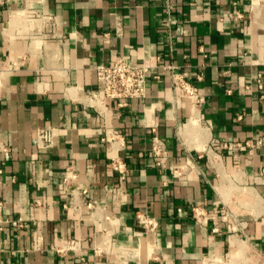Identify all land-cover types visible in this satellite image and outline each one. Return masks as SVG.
I'll use <instances>...</instances> for the list:
<instances>
[{
    "label": "crops",
    "instance_id": "obj_1",
    "mask_svg": "<svg viewBox=\"0 0 264 264\" xmlns=\"http://www.w3.org/2000/svg\"><path fill=\"white\" fill-rule=\"evenodd\" d=\"M119 56L148 66L146 96L105 108L91 97L102 95L95 66ZM11 61L0 86V264H264V98L254 85L264 0H0V69ZM169 66L187 73L202 106L173 86ZM107 125L124 137V181ZM48 127L56 134L41 147ZM154 129L177 176L155 164ZM138 211L158 220L154 232ZM69 239L83 243L57 253Z\"/></svg>",
    "mask_w": 264,
    "mask_h": 264
},
{
    "label": "built area",
    "instance_id": "obj_2",
    "mask_svg": "<svg viewBox=\"0 0 264 264\" xmlns=\"http://www.w3.org/2000/svg\"><path fill=\"white\" fill-rule=\"evenodd\" d=\"M234 10L231 15L236 17H242L241 11L237 7V2H233ZM32 14L37 17H45L50 20V16H44L41 12L32 10ZM47 20V21H48ZM17 62H9L6 70L0 69V86L3 84V78L16 70ZM171 71V81L173 86L178 89L183 97L189 98L193 101L194 106L200 107L205 103V97L201 94L199 88L193 84L187 77V73L176 72L173 66H169ZM96 74L102 83V95L97 92H92L91 97L93 99H99L102 106L107 108V101H113L118 106L124 107L129 104V101L134 98L143 99L146 96V84L148 79V66L140 64H131L123 56L117 57L110 64H98L95 66ZM254 85L259 90V96L264 98V67L260 71L254 81ZM252 85H248L251 87ZM229 92L231 90H228ZM56 134V129L48 127L46 129L38 130L37 132V142L41 147H48L52 144L53 137ZM102 140L108 142L113 147L110 158V166L118 175L121 181H124L127 174V164L121 158L118 151V146L124 145V137L122 133L112 126H106L103 130ZM246 144L250 145V142ZM223 146H227L223 144ZM242 146L241 142L234 144L235 149ZM151 153L153 155L155 164L158 168L165 170L170 169L174 176L180 174L179 166H170L169 161V150L166 141L161 138L154 129V134L152 136ZM9 151V148L0 142V152ZM3 172L0 165V173ZM3 203L0 201V225L5 221L1 218ZM89 208L96 207L95 204L89 203ZM192 213L195 221L199 224H206L212 216L206 211L202 206L195 205L192 207ZM109 219L110 216H107ZM137 221L144 225L146 230L154 232L159 223L158 220L151 216L150 214L138 211L136 214ZM14 225H22L19 221H12ZM1 228V226H0ZM83 241L76 239L67 240L62 246L56 248V252L59 254H66L71 251H75L80 248ZM98 253L101 251V247L95 248Z\"/></svg>",
    "mask_w": 264,
    "mask_h": 264
}]
</instances>
